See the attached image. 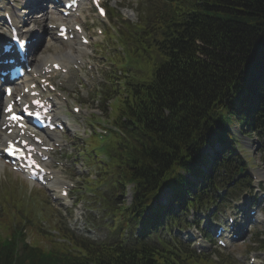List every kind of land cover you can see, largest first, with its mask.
Listing matches in <instances>:
<instances>
[{"label": "trees", "instance_id": "obj_1", "mask_svg": "<svg viewBox=\"0 0 264 264\" xmlns=\"http://www.w3.org/2000/svg\"><path fill=\"white\" fill-rule=\"evenodd\" d=\"M175 1L163 3V23L157 20L151 29L148 27L131 48L124 43L128 57L145 62L143 78L130 81L126 77L123 82L128 98L119 101L113 117L123 134H114L108 143L114 159L103 173L115 187L134 183L132 206L114 211L116 217L123 218L124 226L141 218L166 186L193 184L190 176H197L199 171L194 160L209 136L216 134L219 140H226L230 134L229 117L235 110L231 94L245 74L240 66L252 52L258 54L259 48L264 49V0H198L201 8L196 2L191 7ZM154 29L163 37L148 42ZM182 29L183 34L177 35ZM151 46L159 51L157 64L142 51ZM259 121L264 125V115ZM26 226L20 225L12 239L7 236L0 240V253L5 250L12 254L0 255V264L2 259L11 260V264L204 262L178 253L169 242L159 246L146 242L134 247L123 242L95 245L61 229L59 236L65 242L57 243L39 228V235L47 236L52 245L46 250L38 245L39 240L25 244L22 230Z\"/></svg>", "mask_w": 264, "mask_h": 264}, {"label": "rangeland", "instance_id": "obj_2", "mask_svg": "<svg viewBox=\"0 0 264 264\" xmlns=\"http://www.w3.org/2000/svg\"><path fill=\"white\" fill-rule=\"evenodd\" d=\"M109 4L114 7V12L116 15L121 14L125 15L126 17H129L130 20L136 21L137 19L146 20L150 18V6H154L155 1L154 0H110ZM84 8H86V13H89V9L86 5H84ZM110 20V17H109ZM96 21L95 16L93 15V12H90V22ZM96 29H92L90 32V35H96L95 34ZM104 38V37H103ZM100 37V41L103 39ZM75 43V42H74ZM63 50L68 49V45H63ZM88 51L94 52L93 46H87L86 47ZM111 48H108L105 50H99L100 55L97 53L96 55L100 57L101 61H96L98 66L96 68H92L91 70H87L85 67L83 68L82 73L89 74L90 76H93L91 78V82L89 84V87L82 88V87H75L73 89H70V100L69 104L66 107L67 111L70 112V107H72L74 104L79 106L81 108V111L78 114V119L76 120L77 124L80 126V128L84 129L83 124L86 128H90L91 126L88 125L94 120H108L109 112L111 110V105L113 104V100L115 97V92H113V88L111 86V81L108 75L111 74L110 72V66L111 63L107 60L108 56L112 55L113 51L110 50ZM75 51V49H73ZM115 67V66H114ZM96 69V70H95ZM106 70V71H105ZM119 73V72H118ZM140 71L133 69L132 74H135L137 77H139ZM107 86V89L103 88ZM97 91V94L95 91ZM106 94V95H105ZM88 121V122H87ZM111 121V120H108ZM82 122V125L81 123ZM101 122V121H100ZM74 136L83 137V135H80L79 133H73ZM80 140L77 141V150H75V155L79 157V159H82L80 155H78V146H81ZM243 148L242 154H246V156L252 158L259 167L264 168V162L260 159V157H256L258 155V152L255 154L251 150ZM249 150V151H248ZM67 151L64 149V152ZM70 152V151H69ZM73 153V154H74ZM74 155V156H75ZM260 156V154H259ZM88 164H86L87 166ZM83 169V168H82ZM80 170V172L77 174V179L82 181L80 184V187L83 188V177L86 175V170ZM79 171V170H78ZM85 172V173H84ZM14 179V180H13ZM104 187V186H103ZM102 187V188H103ZM39 190L42 194L43 192L38 188H31L28 185V188H26L23 185V179L20 175L17 173H12L9 171V169L5 167L0 168V204L2 203L1 197L5 195L11 196V200L4 203V211H0V218L2 219L3 216L8 215L10 217V222H14L18 214L16 210L8 209L10 205L16 204L17 208L23 212L27 209L26 207L21 206L18 203L17 197L20 196V194H28V190ZM25 190V192H24ZM104 190V189H102ZM234 191H237L240 194L241 188L235 186L233 189ZM44 195V193H43ZM104 195V203L108 204L112 202V194L108 189H105L103 191ZM118 195V193H116ZM35 197V195H33ZM17 201H16V199ZM127 200H125V203L128 204L129 202V194H127ZM43 196H39V201H43ZM95 198V197H93ZM95 200V199H94ZM41 203V202H40ZM83 207L78 210L77 216L84 219L86 223L89 222V225H92L94 227H97L96 231L100 233V237L104 240H113L116 238V234L110 230V224L112 225V218L110 215H107V206H103L102 203H96L94 202V205L89 203L92 207L89 206V204L83 200ZM97 204V205H96ZM121 205V203H119ZM38 208L35 213L39 220H43L44 224L43 226L48 228H53L52 225L59 226L67 228L69 219H66L64 217L58 216V214H51V211L44 212L43 209L40 210L42 205L38 204ZM37 207V206H36ZM45 209V208H44ZM111 213V212H109ZM34 214V213H33ZM68 218H73V215L70 214ZM49 220V221H48ZM73 220V219H72ZM83 220V222H84ZM261 230L264 229V224L261 226ZM258 232H260L259 229H257ZM52 233L58 234L55 230L50 231ZM0 235L5 236L6 234L4 232L0 233ZM252 243H248L245 245H242L241 248L237 249V253L241 254L240 252L249 253L252 250L260 249V244L255 243L251 245Z\"/></svg>", "mask_w": 264, "mask_h": 264}, {"label": "bare ground", "instance_id": "obj_3", "mask_svg": "<svg viewBox=\"0 0 264 264\" xmlns=\"http://www.w3.org/2000/svg\"><path fill=\"white\" fill-rule=\"evenodd\" d=\"M64 55H67V54H64ZM69 57V56H68ZM0 135H2V133H0ZM1 139V138H0ZM254 147V146H253ZM0 167H1V163H0ZM249 217V215H247V218Z\"/></svg>", "mask_w": 264, "mask_h": 264}, {"label": "snow or ice", "instance_id": "obj_4", "mask_svg": "<svg viewBox=\"0 0 264 264\" xmlns=\"http://www.w3.org/2000/svg\"><path fill=\"white\" fill-rule=\"evenodd\" d=\"M15 118V117H14Z\"/></svg>", "mask_w": 264, "mask_h": 264}]
</instances>
